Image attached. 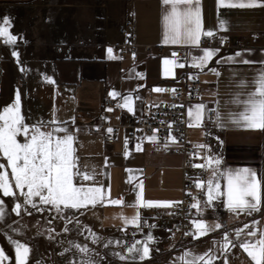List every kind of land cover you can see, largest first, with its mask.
Wrapping results in <instances>:
<instances>
[{"label": "crops", "instance_id": "obj_1", "mask_svg": "<svg viewBox=\"0 0 264 264\" xmlns=\"http://www.w3.org/2000/svg\"><path fill=\"white\" fill-rule=\"evenodd\" d=\"M45 4L49 6L47 16L42 19L39 17L33 23L36 28L32 35L33 43L25 56L22 55L19 67L20 70L23 69V81L32 87V97L43 103L35 110L36 114L39 109H43L40 121L62 122V126L74 134L79 169L95 177L89 181L77 179V184L102 185L105 191L110 186V198L123 200V204L119 206L97 205L79 209L80 219L91 228L118 239L142 240L149 232L152 235L165 233L172 221L171 208L138 210L134 204L136 192L140 190L137 185L141 183L144 200L170 201L180 195L181 156L177 142L157 136L154 141L146 138L127 152L126 157L118 152L119 139L108 144L99 136L87 133L82 126H71L68 122L70 119H91L102 98L110 96V92L119 93L115 97L119 110L108 113L112 121H123L128 114L137 116L142 102L164 99L169 87L177 83L174 77L182 68L175 67L174 75L165 76L163 59H172L173 53L184 48L187 64L191 65L192 57L202 55L201 49L218 47L196 48L188 44L164 43L162 0H48ZM219 19L228 21L227 31L217 30V0H202L203 28L225 34L235 46L226 50L219 48L217 56L204 70L198 68L200 98L186 105L185 138L196 150L194 165L205 164L204 158L211 156L221 160L220 171L249 168L264 176V130H245L228 123L230 113L239 114L244 110L243 103H234V99L238 97L241 101L246 100L257 86L258 74L264 72V6L244 9L222 7ZM124 20L129 21L130 39L137 44L135 57L127 54L121 59H109L106 43L123 38L116 26ZM144 43L150 44L151 55L147 57L143 55ZM237 51L242 53V56L236 58L237 62H215L221 57L234 55ZM243 59L257 63H240ZM177 63L181 64L179 60ZM210 68H215L220 75L214 74ZM138 73L141 75L138 76ZM46 77H50L54 83H48ZM154 88L165 91L156 92ZM126 96L131 98L133 112L121 107ZM197 104H204L207 109L218 107L226 126L217 127L214 120L211 126L189 127V107ZM206 116L207 110L204 118ZM150 136L153 135L148 137ZM138 145L142 150L137 151ZM197 145L205 147L198 148ZM213 170L210 167L189 169L191 174L205 182L203 189L191 193L192 203L199 200L203 208L202 213L194 209L192 221L202 219L210 226L221 223L224 227L199 239L191 236L189 241L164 250L152 264H179L178 258L185 250L203 254L212 249L220 255L218 248L223 242L225 231L236 242L234 230L244 224L259 221L256 227L260 230V212L251 216H236L225 209L223 198L214 201V207L205 205L206 182ZM218 179L223 191L224 178ZM263 205L264 191L262 207ZM137 211L141 216V228L126 226L121 217L131 219ZM222 219L225 220L224 223ZM151 225L155 227H150ZM163 244L164 247L169 245L165 242ZM228 256L229 264H253L238 244ZM214 264H224L223 256Z\"/></svg>", "mask_w": 264, "mask_h": 264}, {"label": "snow or ice", "instance_id": "obj_2", "mask_svg": "<svg viewBox=\"0 0 264 264\" xmlns=\"http://www.w3.org/2000/svg\"><path fill=\"white\" fill-rule=\"evenodd\" d=\"M164 6V15L162 22L164 27V43L171 44H188L196 48H200L202 37H214L216 31L205 30L202 20V0H162ZM264 6V0H217L218 27L219 31H227L228 21L219 19V10L222 7L228 8H253ZM10 20L4 17L0 22V38H4V43L14 44L17 37L9 33ZM224 42L222 38L221 43ZM109 59H115L112 56V49L108 50ZM219 48L201 49L202 55L192 57L191 67L204 70L209 62L219 53ZM251 51V50H247ZM11 55L19 58V53L13 51ZM242 56L240 51L226 58L221 57L215 62L235 63L236 58ZM135 57V54H133ZM178 56L173 53V58L163 59V74L165 76L174 75L173 68L185 67L184 64L177 63ZM243 64L257 63L248 59L239 61ZM23 70V69H21ZM217 76L220 75L215 68H210ZM138 76L141 74H137ZM190 79H197L194 75H189ZM48 83H54L50 77L45 78ZM255 90L248 94V98L244 101L237 97L234 103H243L244 110L239 114L230 113L228 123L240 126L245 130H264V72L258 74ZM156 92L165 91L161 88H154ZM171 91L175 92L176 89ZM119 93L110 92V96L115 98ZM218 104V101H217ZM121 107L127 108L129 112H133L131 98L125 97L124 104ZM182 107V105H181ZM215 113V124L217 127L224 128L225 121L219 108L207 109L204 104H197L189 107L188 118L189 127H200L203 125L205 111ZM112 111V109H108ZM52 125L50 131H43V124L37 123L28 125L21 111V93L16 90L14 102L5 106L0 111V156L6 159L7 167L11 169V178L5 165L0 164V194L3 198H13L14 204L11 207V213L20 216L22 212L31 215L29 207L36 212L51 211L55 209L58 218L66 219L63 213L66 209H87L89 206L97 205H113L119 206L123 204L122 199L110 198V186L107 191L101 186H86L83 183L77 184L76 180L82 181L94 180V175L83 173L78 166V157L74 147L75 136L67 128L62 126V122L55 120L49 121ZM171 127V125H169ZM99 130V129H98ZM114 130L109 128L107 132L111 134ZM58 133H63L59 135ZM23 136L24 142L21 143L18 137ZM149 141H154L156 136L147 137ZM219 139V138H217ZM170 140L176 142V137L170 135ZM127 144V139L125 140ZM198 148H204L205 145H197ZM142 150L137 146V151ZM127 152L125 156L127 157ZM198 155V153H197ZM205 164L193 165V167H210L214 168L210 179L206 182L207 192L205 193V205L214 207V201L223 198L224 207L227 211L240 216L246 214L251 216L253 213L261 211L262 207V191H264V176L257 171L243 168L240 170L220 171L221 160L211 156L205 157ZM107 165V161H106ZM130 171V170H129ZM218 177H223L225 184L224 190L221 191V184ZM131 182V180L129 181ZM204 181H196L195 187L203 189ZM140 189L136 192V201L134 206L139 210L141 208H172L179 206L180 201H149L143 199V185L138 184ZM15 189V190H14ZM3 198H0V221L5 220L8 216V210ZM20 198H22V203ZM195 199V198H194ZM192 209L202 213L203 208L199 200H195L190 205ZM125 220L126 226H134L141 228V216L139 211L131 219L121 217ZM67 223L72 220L67 219ZM194 231L187 232L185 235H191L193 239H199L206 236L209 232L224 227L221 223L210 226L202 219L191 221ZM79 225V221H76ZM259 221H252L244 224L243 227L234 230L235 241L229 238L227 231L224 232L222 243L219 244L218 251L220 255L209 249L203 254H193L190 250L185 252L178 258L179 264H214V262L224 258V264H229L228 254L232 249L237 247L247 254L253 264H264V231L259 230L256 225ZM150 227H155L151 225ZM13 231H18L13 228ZM65 232L69 229L66 226ZM90 239L93 244L100 243L104 238L98 236L91 229ZM259 233V235H258ZM258 237V238H257ZM12 244L15 253V264H29L31 248L18 240H12L7 237ZM115 243L117 246L122 241L109 240L104 247L107 249ZM155 243V238L149 232L143 240H135L131 246H124L123 252H113L112 255L120 261H139L143 262L151 258L150 245ZM216 242L214 241V244ZM81 254L80 264H96L92 259V249L87 245H73ZM68 251V249H65ZM9 260L3 248H0V264ZM72 264H76L73 260Z\"/></svg>", "mask_w": 264, "mask_h": 264}, {"label": "rangeland", "instance_id": "obj_3", "mask_svg": "<svg viewBox=\"0 0 264 264\" xmlns=\"http://www.w3.org/2000/svg\"><path fill=\"white\" fill-rule=\"evenodd\" d=\"M47 1L0 0V22L3 21L4 17H8L10 20L9 33L17 37L14 44H6L4 43V38H0V111L6 104L9 105L12 102L15 98L16 90H19L21 93V111L25 118V123L28 125L37 124L38 122L42 123L44 125L42 130L45 132L52 129L51 125L40 121L43 109H39L38 114L35 111L43 103H39L36 97H32V87L23 81L19 67L22 55L25 56L26 51L30 49L33 43L32 35L36 29L33 23L39 17L42 19V17L47 16V7H49L45 4ZM13 51L19 53L18 59L11 55ZM18 140L23 143L24 137L20 136ZM0 164L5 165V169L11 178V169L7 167V161L2 156H0ZM5 169H0V171ZM0 198H3L2 194H0ZM3 199L9 213L5 220L0 221V248H3L9 257V260L4 261L3 264H15L14 249L7 237L26 243L31 248L29 264H72L73 260L76 261V264H80L81 254L73 247L75 244L87 245L92 249V259L96 261V264H152L162 255L164 250L172 247L163 238L155 240V243L150 245V259H146L143 262L138 260L122 262L114 257L112 253L123 252L124 246H131L135 240L118 239L109 233L91 228L80 219L78 210L75 209H66L64 211L63 216L66 219L58 218L55 209L36 212L30 207L31 215L22 212L20 216H16L11 213V207L15 202L14 199ZM20 200L22 203V198ZM69 218L72 223H67ZM77 220L79 225L76 224ZM66 226L69 229L68 232L64 231ZM13 228H17L18 231H13ZM88 229H91L92 232L104 239L100 243L93 244L90 239L91 233ZM168 231L163 234H153V237L156 238L158 235L163 237ZM109 240L113 242L122 241V244L117 246L113 243L106 249L104 244ZM163 242L169 245L164 247ZM65 249H68V251H65Z\"/></svg>", "mask_w": 264, "mask_h": 264}, {"label": "built area", "instance_id": "obj_4", "mask_svg": "<svg viewBox=\"0 0 264 264\" xmlns=\"http://www.w3.org/2000/svg\"><path fill=\"white\" fill-rule=\"evenodd\" d=\"M116 30L123 38L119 41L107 42V49H112V56L116 59H121L127 54L133 55L136 52L137 44L130 39L131 25L129 21L119 22ZM222 38L224 39L223 43H221ZM200 46H214L226 50L235 45L229 42L225 34L216 32L214 37H202ZM142 47L145 57L151 55L150 44L144 43ZM175 53L179 62L184 64L185 67L174 77L177 83L169 87L164 99L142 102L137 116L128 114L123 121H112L108 113L119 110L118 101L110 96H104L96 114L91 119L86 121L70 119L68 122L71 126H82L87 133L99 136L105 143L111 144L119 139L118 152L121 155L132 150L137 143L145 140L149 135H155L162 139L170 138V135L176 137L177 148L181 156V185L180 195L170 201H180L182 203L171 208L172 221L167 234L163 237L158 235L155 238V240L163 238L172 247L179 246L191 239V235H185V233L193 231L191 221L194 209L190 207L192 204L191 193L199 189L195 187V182L201 181L200 178L189 172V169L195 164L196 150L185 138L187 126L186 105L188 102L200 98L199 69L187 64V55L184 48ZM189 75H194L197 79H190ZM172 89H176V91L173 92ZM108 109H112V111H108ZM214 118V112L207 111L203 125H213ZM109 128L114 130L111 134L107 132ZM126 139L127 144L125 143ZM259 218L260 230L264 231V205L259 213ZM221 221L222 223L225 222L224 219Z\"/></svg>", "mask_w": 264, "mask_h": 264}]
</instances>
